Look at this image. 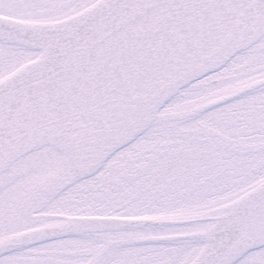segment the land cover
I'll return each mask as SVG.
<instances>
[{
    "label": "snow or ice",
    "instance_id": "6c2138e0",
    "mask_svg": "<svg viewBox=\"0 0 264 264\" xmlns=\"http://www.w3.org/2000/svg\"><path fill=\"white\" fill-rule=\"evenodd\" d=\"M0 264H264V0H0Z\"/></svg>",
    "mask_w": 264,
    "mask_h": 264
}]
</instances>
